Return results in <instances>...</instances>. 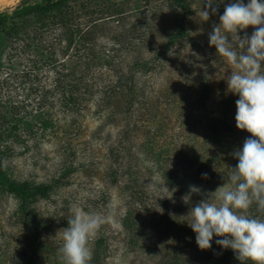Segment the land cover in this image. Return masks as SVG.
<instances>
[{
  "label": "trees",
  "instance_id": "1",
  "mask_svg": "<svg viewBox=\"0 0 264 264\" xmlns=\"http://www.w3.org/2000/svg\"><path fill=\"white\" fill-rule=\"evenodd\" d=\"M206 2L20 0L0 8V197L14 201L10 229L0 225V264H64L58 250L74 213H44L39 204L86 167L77 162L82 155L74 140L90 109L116 128L105 173L125 193L118 217L125 249L134 256L144 249V236H158L160 244L127 264H241L232 249L217 245L223 237L214 235L209 250L199 249L188 215L205 198L176 177L182 169L210 189L230 182V169L239 163L234 154L252 138L236 127L239 96L227 84L234 68L209 43L225 6L235 0H214L216 14L201 17L199 29L192 17ZM160 10H166L164 18ZM161 19L166 29L158 35ZM254 30L249 26L238 35L250 37ZM183 51L192 62L186 63ZM163 73L169 77L149 85ZM24 95L35 104L17 100ZM49 138L63 155L55 173L45 181L17 177L9 160ZM144 170L157 188L147 187ZM247 214L264 218L255 203ZM166 223L172 237L163 239ZM108 241L104 232L90 239V264H107Z\"/></svg>",
  "mask_w": 264,
  "mask_h": 264
},
{
  "label": "clouds",
  "instance_id": "2",
  "mask_svg": "<svg viewBox=\"0 0 264 264\" xmlns=\"http://www.w3.org/2000/svg\"><path fill=\"white\" fill-rule=\"evenodd\" d=\"M213 5L214 0H207L201 11L204 21L216 14ZM219 20L209 33V43L234 68L227 84L239 96L236 127L251 133L252 138L234 154L239 163L230 169L233 187L219 192V203L211 202L212 193H205L209 198L190 209L192 219L187 223L196 234L199 249L209 250L215 235L223 237L216 240L217 245L232 249L241 264H264V218L247 214L254 203L264 210V0L247 4L235 0L225 6ZM249 26L255 29L252 35L240 37L238 32ZM232 35L235 41L229 40ZM190 192L200 193L201 189L190 186ZM104 223L105 218L95 212L81 210L69 215L58 250L64 264H90V239Z\"/></svg>",
  "mask_w": 264,
  "mask_h": 264
},
{
  "label": "rangeland",
  "instance_id": "3",
  "mask_svg": "<svg viewBox=\"0 0 264 264\" xmlns=\"http://www.w3.org/2000/svg\"><path fill=\"white\" fill-rule=\"evenodd\" d=\"M19 1L20 0H7L0 8L7 6L13 7L18 4ZM166 13V10H160V16L162 18L166 16ZM201 17V12L199 11L192 17L193 24L197 25L199 29L202 24L200 20ZM206 26L205 24L204 27ZM165 27L166 22L161 19L158 25V35H161L165 31ZM180 55L185 57L186 63L192 62L188 52L185 54L183 51ZM174 57L175 54L170 57L171 62L174 61ZM180 60V58L177 59V63H179ZM168 77L165 73L154 75L149 80V85L155 86L161 80ZM17 100H21L23 105L33 106L35 104L34 99L27 98L25 95L19 96ZM58 116L61 117L62 115L58 114ZM75 131V133H79V138L74 140V144L82 155L77 162L85 161L86 167L83 170L73 173L70 177L69 185L56 192L50 201L41 202L39 208L44 213H49L52 210H59L62 213L72 212L75 214L83 210L80 205L85 203V206L88 208L83 211L99 213L105 218V223L92 238L101 232H104L108 236L107 264H127L133 254L125 249L123 245L124 237L118 224L119 213L122 211L125 204V193L120 188L121 182L113 183L105 173L107 168L112 164L110 158L107 156V148L115 141L116 128L115 126L104 125V123L98 120L95 114L92 113V109H90L86 111V116L80 121ZM118 145L119 144H117V146ZM58 148L59 145L55 139H42L36 146L31 144L30 149L25 153L12 157L9 160L10 167L17 177L30 178L36 181L48 180L63 161V155ZM141 165L147 166V164L142 163ZM144 175L145 181H147V187L150 190L158 187L157 180L148 175V171L144 170ZM176 177L180 185H183L189 191L190 186L201 189L200 193L195 194L202 198H209L204 194L212 193V201L214 203L219 201V192L232 187L231 182L227 181L218 184L214 189H210V187L203 185L193 178L189 172H185L182 169L176 170ZM150 193H148V195H151ZM13 208L14 201L10 197H0V225L5 231L11 227L8 217ZM163 226L161 238L168 239L170 236L172 237V231L168 228L171 226L167 223ZM154 237L146 238L144 236L142 238L144 239V249H135L136 253L133 256L136 257L135 259H137V261L145 257L147 253L145 252V248L157 249V247H160V244L157 243L158 236Z\"/></svg>",
  "mask_w": 264,
  "mask_h": 264
},
{
  "label": "bare ground",
  "instance_id": "4",
  "mask_svg": "<svg viewBox=\"0 0 264 264\" xmlns=\"http://www.w3.org/2000/svg\"><path fill=\"white\" fill-rule=\"evenodd\" d=\"M7 0H0V7L6 2ZM7 4V3H6Z\"/></svg>",
  "mask_w": 264,
  "mask_h": 264
}]
</instances>
